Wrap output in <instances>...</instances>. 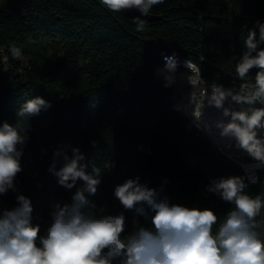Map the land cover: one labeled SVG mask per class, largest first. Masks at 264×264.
<instances>
[{"label": "trees", "instance_id": "16d2710c", "mask_svg": "<svg viewBox=\"0 0 264 264\" xmlns=\"http://www.w3.org/2000/svg\"><path fill=\"white\" fill-rule=\"evenodd\" d=\"M148 14L158 19L131 20L100 0H8L0 11V124L28 137L23 171L14 181L18 192L9 190L0 202L11 209L18 194L30 198L41 235L51 223V204L69 202L75 192L49 171L58 150L57 170L72 148L80 149L89 172L93 165L101 169L97 194L89 198L98 208L104 201L114 214L123 212L126 231L135 213L123 208L114 189L127 179L139 177L149 188H162L160 198L170 204L210 208L221 219L233 207L205 186L245 176L243 169L182 114L173 86L156 80L155 68L164 66L163 54L173 47L201 69L208 84H238L235 63L248 31L257 20L264 23V0H164ZM138 20L144 21L142 31ZM13 47L20 49L19 59ZM256 71L245 81L254 83ZM35 97L51 107L18 117L19 107ZM110 163L114 167H105ZM259 177L257 184L245 180L253 197L264 196V172ZM262 217L263 211L256 217L258 231Z\"/></svg>", "mask_w": 264, "mask_h": 264}, {"label": "clouds", "instance_id": "9594fccd", "mask_svg": "<svg viewBox=\"0 0 264 264\" xmlns=\"http://www.w3.org/2000/svg\"><path fill=\"white\" fill-rule=\"evenodd\" d=\"M164 0H100L109 11L137 9L147 16L150 9ZM143 20L137 21L142 31ZM258 29V32H257ZM264 23L256 21L243 40L242 55L236 60L235 72L241 81L257 69L252 88L238 90L223 85H208L201 69L191 60L184 66L195 127L223 145L246 173L212 179L206 193L215 194L233 207L221 219L212 209L170 204L160 191L127 179L117 185L114 196L126 211H134L132 230L123 212L103 214L89 197L97 194L101 169H87L79 148L72 155L63 153V166L56 169L53 154L49 171L58 184L67 190L75 188L69 202L51 204V223L41 235V224L34 223V208L30 198L16 196V206L7 209L0 202V264H264V234L258 231L256 217L264 209V196L246 193L248 183L260 182L258 172H264ZM13 57L21 51L13 47ZM166 63L157 75L164 87L177 84L179 64L175 53L164 57ZM259 104L260 107L255 105ZM234 105H247L236 108ZM51 107L41 97L24 102L17 110L20 118L38 115ZM214 110V111H208ZM28 137L7 122L0 124V196L9 190L18 192L16 177L23 171L21 157ZM20 146L19 148L17 146ZM246 157V159H245ZM112 168L114 163L106 164ZM247 179L248 183L245 182ZM78 181L82 185L78 186ZM149 211L154 213L149 216ZM138 217L150 220L141 224ZM214 226H218L214 231Z\"/></svg>", "mask_w": 264, "mask_h": 264}, {"label": "built area", "instance_id": "2783aa9c", "mask_svg": "<svg viewBox=\"0 0 264 264\" xmlns=\"http://www.w3.org/2000/svg\"><path fill=\"white\" fill-rule=\"evenodd\" d=\"M166 53H169V55H172L173 53H175L179 60H186V59H182L173 47H169V49L166 51ZM161 68H163V67L157 66L155 68V73L157 70H159ZM176 76H177L178 82H177V84L173 85V97H174V91H181L183 94L186 95V93L188 92V86L186 84V75L181 73V70H178L176 73ZM208 85L211 86L212 84H208ZM253 85H254V83H250L248 81H240L236 85H230V86H224V87L225 88H234V89L238 90L241 86H244L246 88H252ZM255 106L260 107L261 105L256 104ZM234 107L240 108V107H248V106L247 105H234ZM209 111H214V110H209ZM217 150H218V152L226 155L230 159H236L234 156H230L229 154H226V150L223 148L222 144H219V143L217 144ZM245 159H246V157H245Z\"/></svg>", "mask_w": 264, "mask_h": 264}, {"label": "bare ground", "instance_id": "6f19581e", "mask_svg": "<svg viewBox=\"0 0 264 264\" xmlns=\"http://www.w3.org/2000/svg\"><path fill=\"white\" fill-rule=\"evenodd\" d=\"M163 56L164 57H166V56H172V55H169L168 53H164L163 54ZM179 60V59H178ZM186 60H179V64H178V68H182V69H184V70H186V71H189L190 72V70L189 69H187L185 66H184V62H185ZM164 63H166V61H164ZM157 72H158V70L156 71V73H155V75L156 76H158L157 75ZM181 73H183V72H181ZM183 74H185V72L183 73ZM186 75V74H185ZM177 82H178V79H177ZM175 94H178L180 97H181V99L180 100H176L175 98V103H176V105H177V107L181 110V112H182V114L187 118V119H189L191 122H193L192 120V116H191V106H188V102H187V99H186V95L185 94H183L181 91H175ZM209 111V110H208ZM194 123V122H193ZM210 141H212V143L215 145V147L217 148V142L216 141H214L211 137H209L207 134H205L202 130H200ZM234 161H236L237 163H238V161L236 160V159H233ZM244 171V170H243ZM245 172V171H244Z\"/></svg>", "mask_w": 264, "mask_h": 264}, {"label": "rangeland", "instance_id": "374dc122", "mask_svg": "<svg viewBox=\"0 0 264 264\" xmlns=\"http://www.w3.org/2000/svg\"><path fill=\"white\" fill-rule=\"evenodd\" d=\"M8 0H0V11H5L6 10V3H7ZM163 61H165L164 59V56H163ZM189 72V71H187ZM184 73V72H183ZM190 73V72H189ZM186 74V73H185ZM156 76V75H155ZM156 78H161L159 76H156ZM163 80V79H162ZM174 98L178 101L181 99V97L178 95V94H175V91H174ZM193 121V120H192ZM226 154L227 151H226ZM237 160V159H236ZM238 161V160H237ZM238 164L241 166V164L238 162ZM241 168L244 170V168L241 166ZM245 173V172H244ZM261 172H258L257 175L259 176ZM246 175V173H245ZM258 183V182H257ZM255 183V184H257ZM101 205H102V208L104 209V212L103 214H112V215H115L114 214V209L112 207H109L104 201H101ZM263 211V217H262V226H261V233L264 234V209H262Z\"/></svg>", "mask_w": 264, "mask_h": 264}, {"label": "water", "instance_id": "95a60500", "mask_svg": "<svg viewBox=\"0 0 264 264\" xmlns=\"http://www.w3.org/2000/svg\"><path fill=\"white\" fill-rule=\"evenodd\" d=\"M119 13H121V15H123L124 17L131 19V20L143 19V20L151 22V21L158 19L157 17H155L153 15H149V14L147 16H144V15H142V13L139 10H137L135 8L122 10ZM156 80L164 82V80H162V79L156 78Z\"/></svg>", "mask_w": 264, "mask_h": 264}, {"label": "crops", "instance_id": "0c3cea01", "mask_svg": "<svg viewBox=\"0 0 264 264\" xmlns=\"http://www.w3.org/2000/svg\"><path fill=\"white\" fill-rule=\"evenodd\" d=\"M158 79H162V78H158Z\"/></svg>", "mask_w": 264, "mask_h": 264}]
</instances>
